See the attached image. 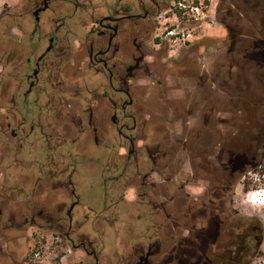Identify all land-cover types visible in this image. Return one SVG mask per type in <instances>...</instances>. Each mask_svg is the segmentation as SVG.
Masks as SVG:
<instances>
[{
	"label": "rangeland",
	"instance_id": "1",
	"mask_svg": "<svg viewBox=\"0 0 264 264\" xmlns=\"http://www.w3.org/2000/svg\"><path fill=\"white\" fill-rule=\"evenodd\" d=\"M33 1L0 0V109L7 108L0 111V208L5 211V221L9 212H23L29 219L33 215V223L39 225V228L33 226L31 232L49 230L53 224L48 219L62 221L69 205L77 200L71 194V188L75 187L79 200L72 215L75 235L66 243L76 254L70 260L72 264H95V259L88 256L89 252L97 254L99 264H129L136 260L137 253L149 246L154 251L159 245L161 254L155 257L154 264L223 262L222 256L226 253L223 246L227 245L228 236L235 233L233 227L241 234L243 217L264 220V206L246 202L249 191L262 188L256 187L259 176L246 171L250 158L261 152L264 144V107H254L257 99L264 101V73L251 80L248 70L241 72L235 68L229 82L225 83L228 61L226 34L221 25V0H204L208 5L207 17L186 46L173 47L166 40L164 28L177 23L171 12L166 13L168 8L160 13L157 23L155 20L143 23L135 32L139 43L146 45L148 53L153 55L148 61L152 62L154 71L151 77L144 73L139 75L133 88L136 107L132 111L147 117L150 114L152 118L145 141L138 142L140 147L151 144L150 151L154 152L151 142L162 136L159 124L164 121L165 109L158 102L161 78L164 76L166 80L168 72L170 78L176 79L185 73V69L181 71V65L194 69L195 74L205 69L214 72L215 103L211 99L205 103V96H212L205 89L200 91V103L188 109L184 103L185 92L172 93L183 101L180 108L185 115L189 110L198 117L194 133L205 139L204 148H208L211 136L205 128L206 120L210 119V126L212 120L216 124L213 136L216 151L210 157L208 152L196 153L199 155L196 175L200 181L196 186L208 185L210 195L207 197L212 202L204 206V200L192 199L202 198L205 189L196 193L191 190L196 186H190L187 191L192 198L187 200L185 213L179 215V205L169 203L166 212L169 217L158 208L162 199L139 198L141 193L148 195L149 189L125 185V182L135 180L137 167L143 175L151 170L149 157L126 166L123 156L119 155L126 154L127 140L98 119L101 113L107 116L105 105L99 111L97 98L101 93L99 85L107 81L104 74L99 73L101 67L89 61L90 42L98 43L97 22L103 16L111 15L108 9L119 0H94L98 11L85 7L62 8L61 3L56 2L60 9L55 13L52 10L44 12L39 24L32 16ZM128 14L133 13L121 10L116 16ZM120 26V46L124 48L122 52L128 54L131 51L128 22L124 21ZM51 37L61 40L57 50L61 56L49 55L48 65L39 75V83L32 87L27 79V76L32 77V71L28 68L32 70L34 61L47 50ZM160 42L161 45H157ZM51 61L55 64H50ZM241 78L247 83L246 90L237 86ZM7 84L8 92L3 90ZM91 116L95 127L100 129L103 125L99 144L89 125ZM225 118L230 119L224 121ZM168 126L184 137L193 125L175 123ZM82 129L85 131L80 132ZM125 133L138 136L137 131ZM251 139L257 141L255 152H251ZM177 148L181 149L182 144ZM218 148L226 152H218ZM152 180L160 182V176L154 174ZM245 182L250 183L248 189ZM169 192L171 196L177 195V190ZM37 209L45 212V218L35 216ZM104 217L112 219L115 226L107 224ZM18 223L21 224L19 220ZM5 224L9 227L4 230L7 239L17 245L18 238V264H24L31 245V237H27L25 231L31 226L24 224V236L20 237V233L9 230V221ZM63 233H69L66 226ZM218 246L221 250L217 257L203 261ZM252 264H261V260L257 258Z\"/></svg>",
	"mask_w": 264,
	"mask_h": 264
},
{
	"label": "flooded vegetation",
	"instance_id": "2",
	"mask_svg": "<svg viewBox=\"0 0 264 264\" xmlns=\"http://www.w3.org/2000/svg\"><path fill=\"white\" fill-rule=\"evenodd\" d=\"M129 1L130 0L124 2V0H119L117 4L113 3L112 8L108 9V13L111 15L103 16L97 22L98 45L96 44V46L94 44L95 42H90L89 61L92 65L95 64L96 66L101 67L99 73L104 74L108 83L99 85V87H101V93L97 96L99 99V111L102 110L105 105L107 116H104L103 113H101V116L98 117V119L103 125L105 123L106 125H110L111 129H115L119 136L127 140L128 147L127 152H125L126 154L121 153L119 155V157L123 156L126 166L130 167L132 161L138 162L140 158L145 160V156H148L150 159L152 166L151 170L146 171L143 175L137 167L138 174H136L135 180L125 182V185L128 188L131 186L132 188H141L144 190L149 189L150 192L148 195L147 193H141L139 198L149 197V199H162L158 208H160L165 214L168 209V204L175 203L176 205H179V215H183L185 213L183 209L189 202L187 200L192 198L187 189L190 186H196V184L200 182L196 175V160L199 156L196 155V153L208 152L210 157L217 149L214 141L215 137H213L216 131V124L212 120V126H210V119L206 120L207 126L205 128L211 136L208 138V148H204L203 145L204 142H206L205 139H201L194 133V128L198 124V117L195 114L193 115L189 110L185 115L180 108V103L183 101L179 97L173 96L172 93L185 92L184 103L186 104L185 107L188 109L200 103V91L205 89L207 91L206 93L210 96L212 94V98L205 96V103L209 99L215 103L216 84L214 72L212 69V72H210V69H205L203 72L195 74L194 69H186V67L181 65V71L185 69V73L176 76V79L170 78L171 76H169L168 72L166 73V80L163 79L164 76L161 78L160 82H158L161 94L158 102L160 107L165 109V112L163 113L165 116L164 121L159 124L162 128L161 131H159V134L162 136L156 137L155 140L151 142L152 146L155 147L154 152L150 151L149 147L151 144L149 146L148 144H145L144 146H141V148L138 145V142L145 141V133L147 127L151 126V122L149 121L152 118L150 114H148L147 117L145 115L142 116L139 111L137 112V115L132 111V109L136 107L133 88L137 85L136 83L139 75L144 73L151 77L154 71L151 65L152 62L148 61V58L153 55L148 53L149 48H147L146 45L139 43L135 32L143 23L154 20L157 23V20L161 17L160 13L167 8L169 11H166V13L171 12L173 15L178 12V6L182 0ZM56 2L61 3L62 8H65V6L75 7V9L85 7L86 10L91 8L93 11H98L94 4V0H34L32 3V16L37 24L41 22L42 14L44 12L52 10L55 13L60 9H57L55 5ZM220 5L221 8L223 7V19L221 20V25L224 28L227 41L226 60L228 61V66L226 65L225 83L227 84L229 82V76L235 68L241 72L248 70V76L252 80L257 74L261 72L264 73V0H221ZM121 10L122 12L133 14L116 16ZM137 11L139 13H135ZM140 12H143V15H141ZM20 16L25 17V15ZM124 21L128 22L130 34L129 44L131 45V51L128 54H124L122 52L124 48L120 46V24ZM160 23L161 22H158V24ZM59 42H61L60 39L51 37L47 50L44 51L42 56L34 61L32 70L28 68L29 71H32V77L27 76L32 87H34L36 83H39V75L41 70L48 65L49 55L52 54L55 58L61 56V54L57 52ZM157 45H161V42ZM144 50H147V52ZM168 57L170 56L168 55ZM181 60H184V58L182 57ZM50 64L54 65L55 63L51 61ZM164 65L165 67H168L166 66V62ZM4 71L5 70H3V72ZM240 77H242V73H240ZM246 85V81L241 78V81L237 86L238 88L240 86L246 90ZM9 89L10 87H8V84L3 86V90L6 92H8ZM109 90L111 91V95L109 94ZM239 99L244 98L239 96ZM258 106L264 107V101L261 102V99H257V101L254 102V107ZM1 108L7 109L6 107ZM3 109H0V111ZM167 109L171 111L170 115L168 114ZM210 110L211 114H213L214 108ZM225 119L224 121H227L230 118ZM93 121L94 117L91 116L89 118V125L96 134L95 140L99 144L101 143L99 132L101 131L103 135V125L101 124L99 129L93 125ZM130 121L132 122V126H130ZM175 123H182L184 125L191 124L193 126H191V128L188 129L187 134L182 137V134L175 132L168 126L169 124L173 125ZM84 131L85 130L82 129L80 132ZM125 131H137L138 136H131L130 134L125 133ZM170 132H173V134ZM179 135L181 136L178 138L177 136ZM256 142L257 141L254 139H251L249 142L251 145V152H255ZM179 144H182L181 149L177 148V145ZM218 152H226V150L218 148ZM154 174L160 176V182L152 180ZM141 178L142 180L139 182L138 179ZM136 183H139L140 185L138 186ZM203 185L205 189V192L203 193L204 196L202 195V198L197 196L192 199L196 201L204 200L203 205L205 206L207 203L212 202V199L207 197L210 195L208 192L210 187L205 184ZM158 189L160 191H158ZM171 190H177V195L175 194L174 196H171L169 192ZM71 192L73 197L77 200L72 202V206L69 205L66 217L62 220L66 225L63 224L61 220L53 218L48 219L49 222L53 224V226L51 225L48 229L55 233H59L63 237L65 244L74 239L75 230L73 229L74 223L72 215L75 206L79 204L75 187L71 188ZM190 209L193 210V207L190 206ZM44 213L43 210L37 209L34 214L37 218L43 219L46 216ZM165 216L169 217L167 214ZM18 220L21 224L18 223ZM7 221H9V226L11 227L9 230H14L17 233H20V237L24 236V224H29V226H31L25 231L26 233H28L33 226L39 228V225H36L35 222L33 223V221H35L33 215L32 218L29 219V217L23 212L17 211L9 212L8 218L5 221V211L0 208V264H18V238H16L17 245H14L12 239H7V235L4 234V230L9 228L5 224ZM65 226L69 233H63ZM79 228L81 227H78L77 229L80 230ZM17 237L19 236L17 235ZM179 237L180 235H178V239ZM2 242H5V245H2ZM155 245L156 244H154V246ZM160 254V245L157 246L154 251L151 246H149L147 250L137 253L136 260L129 262V264H154L155 257ZM14 255L15 257H13ZM88 256L95 259V264H99L97 260L98 256L95 252H89Z\"/></svg>",
	"mask_w": 264,
	"mask_h": 264
},
{
	"label": "built area",
	"instance_id": "3",
	"mask_svg": "<svg viewBox=\"0 0 264 264\" xmlns=\"http://www.w3.org/2000/svg\"><path fill=\"white\" fill-rule=\"evenodd\" d=\"M208 5L204 0H182L178 12L173 14L176 24L164 28L166 40L173 47L186 46L192 42L195 31L207 17ZM183 25V26H182ZM30 254L24 264H72L76 254L65 244L59 233L49 230L35 231L31 235Z\"/></svg>",
	"mask_w": 264,
	"mask_h": 264
},
{
	"label": "trees",
	"instance_id": "4",
	"mask_svg": "<svg viewBox=\"0 0 264 264\" xmlns=\"http://www.w3.org/2000/svg\"><path fill=\"white\" fill-rule=\"evenodd\" d=\"M247 173H253L259 176V184L256 187H264V144L261 152L253 156L247 164ZM247 178V176H245ZM246 189L250 187V183L245 182ZM109 217V216H108ZM105 222L115 226L111 220L104 217ZM242 233H236V227H233L235 233L228 236L227 245L223 246L226 253L222 256L223 262L219 264H252L255 259H260L261 264H264V220L260 217H243L242 218ZM115 232V231H114ZM221 247L218 246L215 252L210 253L203 261L209 258L217 257V252H220ZM170 255V253L167 254ZM218 264V263H217Z\"/></svg>",
	"mask_w": 264,
	"mask_h": 264
},
{
	"label": "clouds",
	"instance_id": "5",
	"mask_svg": "<svg viewBox=\"0 0 264 264\" xmlns=\"http://www.w3.org/2000/svg\"><path fill=\"white\" fill-rule=\"evenodd\" d=\"M191 190L196 193L202 192L204 190V185L201 183L199 186L193 187ZM246 202L251 203L253 206H264V187L255 191H249Z\"/></svg>",
	"mask_w": 264,
	"mask_h": 264
},
{
	"label": "crops",
	"instance_id": "6",
	"mask_svg": "<svg viewBox=\"0 0 264 264\" xmlns=\"http://www.w3.org/2000/svg\"><path fill=\"white\" fill-rule=\"evenodd\" d=\"M15 183V182H14ZM32 231V229H30L29 231H28V233H27V235H29V237H30V235H31V232Z\"/></svg>",
	"mask_w": 264,
	"mask_h": 264
}]
</instances>
